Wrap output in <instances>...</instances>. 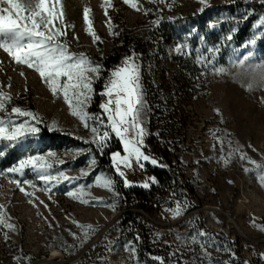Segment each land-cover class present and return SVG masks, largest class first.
<instances>
[{
  "label": "rangeland",
  "instance_id": "rangeland-1",
  "mask_svg": "<svg viewBox=\"0 0 264 264\" xmlns=\"http://www.w3.org/2000/svg\"><path fill=\"white\" fill-rule=\"evenodd\" d=\"M135 2L138 8L124 0L110 5L106 0H60L66 32L62 42L95 64L119 52L123 34L149 38L146 56L124 49L106 79L100 65L86 111L103 119V125L89 120L86 128L62 94L54 95L34 68L16 63L0 48V91L20 98V108L36 115L40 128L36 136L16 144L0 141V215L14 226L0 225V264H147L138 259L131 237L111 231L127 212L142 218L149 242L163 250L170 264H264V0ZM85 8L90 10L88 21ZM164 25L168 31L161 30ZM177 56L198 60V71L191 88H185L189 123L178 134L179 160L171 166L179 179L163 194L159 182L146 174L145 163L143 168L133 163L121 177L112 159L113 171L98 163L94 151L108 150L110 158L115 152L124 154L123 142L108 128L100 107L112 71L129 57L140 67L146 146L154 112L146 75L156 84L168 75L178 85L172 78ZM25 120L36 123L31 117L16 122ZM42 125L64 137L51 140ZM92 126L99 134L109 131L103 147L93 142ZM34 156L53 163L47 174L64 172L73 179L46 184L40 179L45 173L31 167L22 174L9 171ZM104 178L112 180L110 188L102 186ZM125 179L156 195V203L144 206L134 196L122 195L121 186L130 187ZM146 182L149 187L143 186ZM81 190L80 200L67 195ZM178 205L181 214L176 216L171 210ZM95 247L103 253L94 256Z\"/></svg>",
  "mask_w": 264,
  "mask_h": 264
},
{
  "label": "snow or ice",
  "instance_id": "snow-or-ice-1",
  "mask_svg": "<svg viewBox=\"0 0 264 264\" xmlns=\"http://www.w3.org/2000/svg\"><path fill=\"white\" fill-rule=\"evenodd\" d=\"M124 2L130 3L133 8H138L135 0H124ZM106 3L110 5L111 0H106ZM59 6L60 0H0V48L8 52L16 63L34 68L54 95L62 94L72 115L83 121L86 128L89 127V120L99 119L100 124L103 125V119L86 111L94 92L93 85L100 76L101 66L83 54L71 53L67 43L62 42L61 38L66 36V32L63 30L64 12ZM89 11L88 8L84 9L86 21ZM57 21L60 26H57ZM89 31L97 40L99 39L91 28ZM219 71L222 73L223 69ZM102 95L106 99L100 107L106 114L108 128L123 142L124 154L115 152L111 155L118 175L125 177L123 169H131L133 163L140 168L144 167L145 161L157 164L155 158L143 151L146 128L143 125L142 112L146 105L143 100L140 67L134 57H129L122 66L112 71L111 77L104 85ZM10 99L9 94L0 91V112L5 109ZM216 111L219 112L218 109ZM11 112L17 117H31L36 123H29L27 120L17 123L11 119L6 121L0 118V141L16 144L40 132L37 126L39 121L32 112L20 107H12ZM91 131L94 133L93 142L103 147L109 139V131L105 130L99 134L95 126L91 127ZM241 158L248 159L246 155H241ZM57 162L64 163L62 160ZM27 167L45 173L40 179L46 184L51 181L59 183L61 178L65 181L73 179L64 172H58L56 176L47 174L48 170L53 168V163L44 156L30 157L9 171L22 174ZM112 183L111 179L104 178L102 186L110 188ZM125 183L126 186H130V182L126 179ZM143 186L149 187V184L146 182ZM67 195L80 200L83 191L81 190L80 193L70 191ZM83 202L91 203L87 199ZM171 211L176 216L181 214L179 205ZM0 225L8 229L14 227L6 223L2 215H0ZM81 227L94 230L92 226L81 225Z\"/></svg>",
  "mask_w": 264,
  "mask_h": 264
},
{
  "label": "trees",
  "instance_id": "trees-1",
  "mask_svg": "<svg viewBox=\"0 0 264 264\" xmlns=\"http://www.w3.org/2000/svg\"><path fill=\"white\" fill-rule=\"evenodd\" d=\"M161 30L168 31L169 27L164 25ZM121 41L123 44L119 52H115L109 55L106 60H101L99 62L103 67V78L105 79L110 71L122 60L124 49L133 48L134 52L146 56L145 53L148 51L149 38L142 39L137 36L123 34L121 36ZM129 49V53L132 54V51ZM218 56H220V54H217L216 59H218ZM173 63L178 67V70L174 72L175 74L172 75V78L175 82H178V85L173 84V80L171 81L168 79V75H165L158 84L151 80L150 74L146 75L145 78L147 86L149 87L147 95L154 112L150 118L151 133L148 137L149 145H146L143 151L150 157L155 158L161 165L152 164L149 161H145L144 163L146 174L154 177L159 182L162 190L161 193L163 194L167 193L166 189L173 188L179 179L178 172L172 170L171 166L179 160V156L176 153V150L179 149V142L177 141V137H179L178 134H180V130L182 128L184 129L189 123L188 116L185 114L183 108L190 97L189 91L185 88H191L195 80L196 72L198 71V60L189 56L186 58L177 56L174 58ZM190 92L192 93V91ZM20 103V98L11 97L6 103L5 109L0 112V118L5 120L11 119L16 122L20 117H16L15 114L11 112V109L12 107H20ZM177 114L180 115L178 120L176 117ZM177 123H179V126ZM40 127L45 136L49 137L51 140L64 137V134L57 130H50L46 125ZM186 138V135L182 137L183 140ZM71 139L79 143L78 140ZM81 144L89 147V145L83 144L82 142ZM171 144H173V146ZM151 146L153 149L150 148ZM117 150H121V148L117 147ZM94 152L98 163L113 171L109 151L97 150ZM118 181H120L119 178ZM159 189L160 187L155 188V190ZM120 192L122 195L126 194L129 197L134 196L139 199L141 205L144 206L149 203H156L157 201V198H154L156 195H152L147 190L138 186H130L128 188L121 186ZM199 215L203 217V212H199ZM146 227V224L142 222V218L135 215L133 212H127L124 214L119 226L112 228L111 231L120 230L119 237L125 234V236H129L135 241L132 243L137 246L136 252L138 259L145 261L147 264H170L163 250L158 248L157 245L152 244V242H149L150 240L147 234L148 228ZM212 234H215V232H212ZM91 252L94 256H99L103 253V248L95 247Z\"/></svg>",
  "mask_w": 264,
  "mask_h": 264
},
{
  "label": "water",
  "instance_id": "water-1",
  "mask_svg": "<svg viewBox=\"0 0 264 264\" xmlns=\"http://www.w3.org/2000/svg\"><path fill=\"white\" fill-rule=\"evenodd\" d=\"M104 230H105V229H104ZM104 230H103V231H104ZM103 231L99 234V236L103 233Z\"/></svg>",
  "mask_w": 264,
  "mask_h": 264
},
{
  "label": "built area",
  "instance_id": "built-area-1",
  "mask_svg": "<svg viewBox=\"0 0 264 264\" xmlns=\"http://www.w3.org/2000/svg\"><path fill=\"white\" fill-rule=\"evenodd\" d=\"M238 254H239V255H241V253H240V252H238Z\"/></svg>",
  "mask_w": 264,
  "mask_h": 264
}]
</instances>
